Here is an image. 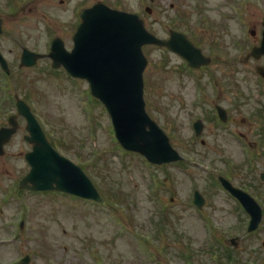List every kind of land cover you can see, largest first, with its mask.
<instances>
[{
    "label": "rangeland",
    "instance_id": "rangeland-1",
    "mask_svg": "<svg viewBox=\"0 0 264 264\" xmlns=\"http://www.w3.org/2000/svg\"><path fill=\"white\" fill-rule=\"evenodd\" d=\"M12 1L0 0L4 28L0 50L11 68V78L0 79V126L17 113L14 96L26 100L59 152L85 168L107 208L63 193L18 188L30 169L24 155L31 150L24 139L26 122L19 117V131L0 156V264H16L26 255L31 258L29 264H216L213 256L219 264H264V219L256 233L246 235L247 214L217 181L219 175H229L264 210V181L260 179L264 141L256 137L264 134V100L262 104L258 100L264 98V84L253 73L257 62L245 61L249 45L256 43L248 29L261 24L264 0H157L152 16L144 14V7L151 6L149 0H111L141 13L148 29L158 36L167 37L171 29L187 31L207 51L212 38L221 48H231L227 30H222L224 39L219 33L214 36L218 22L229 16L233 18L230 28L237 30L233 37L240 38L238 47L233 45L239 64L233 68L218 65L214 71L232 87L218 83L215 96L208 73L187 76L180 57L145 47L147 110L184 157L183 162L164 166L122 150L108 114L89 96L86 82L81 85L44 71L45 62L19 68V45L33 51L45 47V30L38 17L46 14L49 0L30 3L28 12L18 6L10 11L11 3L22 0ZM193 78L203 79L207 85L198 88ZM234 83L246 94L253 89L259 97L252 94L251 101L238 105L242 97L237 98ZM218 102L232 110L233 122L228 128L219 126L214 117ZM247 116L256 123L252 127L242 123ZM198 118L205 123L200 138L191 129ZM229 130H234L236 138L226 135ZM252 130L257 144L251 154L247 149L250 141L236 133ZM195 188L206 198L201 212L192 206ZM235 237L236 246L231 243Z\"/></svg>",
    "mask_w": 264,
    "mask_h": 264
},
{
    "label": "water",
    "instance_id": "water-1",
    "mask_svg": "<svg viewBox=\"0 0 264 264\" xmlns=\"http://www.w3.org/2000/svg\"><path fill=\"white\" fill-rule=\"evenodd\" d=\"M84 20L82 32L76 37V52L64 54L61 62L72 75L90 82L94 94L107 106L117 136L126 149L139 152L157 164L180 159L168 137L146 114L142 82L146 61L141 49L145 44L156 43L185 55V50H192L191 46L181 35L167 42L158 40L144 29L138 17L124 13L115 15L106 8L89 11ZM18 108L28 118L31 133L28 140L34 144L33 151L26 155L31 171L21 181L20 187L33 191H63L101 201L81 168L57 153L48 143L29 107L19 101ZM14 132L15 128L0 131V152ZM224 184L251 214L250 231L255 230L262 216L259 207L247 194L227 182ZM28 260L26 258L25 262Z\"/></svg>",
    "mask_w": 264,
    "mask_h": 264
},
{
    "label": "flooded vegetation",
    "instance_id": "flooded-vegetation-1",
    "mask_svg": "<svg viewBox=\"0 0 264 264\" xmlns=\"http://www.w3.org/2000/svg\"><path fill=\"white\" fill-rule=\"evenodd\" d=\"M61 3L62 4H65L66 3V1L65 0H61ZM77 18V17H76ZM76 18H75V20H76ZM77 23V22H76ZM76 26H77V24H76ZM257 26L258 27H260L261 26V28H262V25L261 24H257ZM261 28H259V29H261Z\"/></svg>",
    "mask_w": 264,
    "mask_h": 264
}]
</instances>
